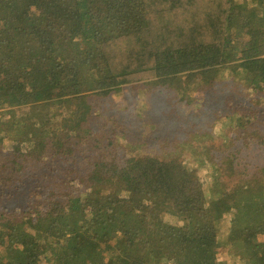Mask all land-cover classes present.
<instances>
[{"label":"trees","instance_id":"1","mask_svg":"<svg viewBox=\"0 0 264 264\" xmlns=\"http://www.w3.org/2000/svg\"><path fill=\"white\" fill-rule=\"evenodd\" d=\"M175 3L170 12H190L195 1ZM226 3H209L202 18L196 8L188 24L155 34L157 0H0V141L15 136L13 171L64 155L71 174L43 199L36 200L43 188H32L23 214L8 224L0 212V264H220L225 245L243 249V264H264V166L240 174L239 161H218L205 145L216 138L211 113L184 120L179 135L158 122L129 132L137 145L128 148L158 154L100 161L86 176V165L71 161L83 156L85 147L75 150L82 141L116 135L87 96L117 94L138 74L153 72L168 85L173 105L194 103L196 80L224 72L264 89V0ZM177 113L166 118L173 125ZM186 152L216 167L207 191L184 163ZM13 174L0 173V184L14 183Z\"/></svg>","mask_w":264,"mask_h":264},{"label":"rangeland","instance_id":"2","mask_svg":"<svg viewBox=\"0 0 264 264\" xmlns=\"http://www.w3.org/2000/svg\"><path fill=\"white\" fill-rule=\"evenodd\" d=\"M157 1L161 4L152 16L155 25L158 26L155 34L166 30L161 27L172 28L176 24L180 26L188 24L189 19L196 15V8L199 9L197 17L202 18L209 3V8L221 4L223 9L229 6V2L226 3L227 1L242 3L245 0H194L195 4L190 12L183 8L170 12L171 8L176 6L175 0ZM181 2L186 5L188 0H181ZM196 83L198 86L193 89L194 103H188L189 105L185 103L173 105L174 102L170 103L171 89L168 85L158 82L153 72L136 75L130 83L123 85L121 91L117 94L108 96L89 94L87 97L90 104L97 113L103 114L102 118L104 123L107 124L106 126H110L111 130L115 129L116 135L126 131L125 139L124 136L117 135L119 137L117 138L114 135V139L106 137L103 142L96 140V137L93 138L94 140L82 141L75 150H81L85 147L81 151L83 156L79 159L73 157L71 161L75 160L77 166L86 165V167H82V173L85 176L91 165L100 161L116 165L124 164L132 157L140 154L144 155L143 152H146L145 149H147V147L140 148L139 145L140 151L134 150L133 146L128 148L129 142L136 143L133 138L131 141L129 140L130 133L140 132L144 127L147 131H152L153 125L158 122L161 123V128L165 133L171 131L179 135L184 120L189 122L195 119L197 121L206 114L211 113L212 117L219 119L215 125L212 124L211 120L204 119L209 122L207 124L210 125L216 138L210 142L208 141L205 145L215 147L212 150L218 161H223L226 156L232 157L236 164L239 161L238 171L240 174H248L258 167L264 166V89H249L244 86L240 78L234 79L230 72H224L212 82L203 81L202 83V81L196 80ZM159 97L161 98L159 99ZM167 103L170 104L167 105ZM170 109L173 111L168 113ZM175 112H178L175 121L177 124L173 125L172 121H168L166 118L168 114L174 115ZM243 116H246V119L249 120L238 122ZM100 134H103V132ZM2 136L6 138L0 141V173L3 174L4 172V175L14 173L13 175H16L14 183H8L4 180L0 184V212L5 213L1 223L8 224L6 222L8 217H21L24 209L28 206L26 195L32 191V188L42 187L43 196L36 198V200L43 199L49 191L57 189L54 187L58 181L69 179L71 174L67 171V164L62 160H67L64 155L63 158L47 156L42 162L38 161L37 168L31 167L34 160L30 159L27 164L30 165V169L21 170L20 172L13 171L14 167L12 168L11 159L15 155L12 153V147L16 146L15 136L13 133H5ZM226 138L229 141L221 143ZM89 143L92 144L90 150L86 148V146L91 145ZM137 151L139 152L135 155ZM146 153L152 154L153 152L149 150ZM158 156L160 159L163 158L161 154ZM183 157L186 166L197 170L203 189L207 191V188L211 186L216 167L211 162L201 158L202 156L197 155V157H194V153L186 152ZM236 178H238V175ZM225 180L228 181L226 177ZM225 217V222L222 224V239L228 233L229 220L232 216L228 214ZM174 221L176 224L181 225L177 219H174ZM243 252V249L238 246H222L217 253V261L220 264H243L241 262Z\"/></svg>","mask_w":264,"mask_h":264}]
</instances>
